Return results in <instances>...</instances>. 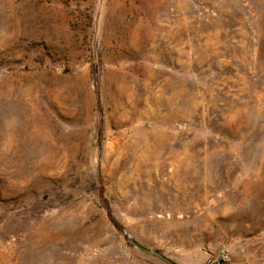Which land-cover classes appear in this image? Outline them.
<instances>
[{
    "label": "rangeland",
    "instance_id": "1",
    "mask_svg": "<svg viewBox=\"0 0 264 264\" xmlns=\"http://www.w3.org/2000/svg\"><path fill=\"white\" fill-rule=\"evenodd\" d=\"M130 237L264 264V0H0V264Z\"/></svg>",
    "mask_w": 264,
    "mask_h": 264
},
{
    "label": "water",
    "instance_id": "2",
    "mask_svg": "<svg viewBox=\"0 0 264 264\" xmlns=\"http://www.w3.org/2000/svg\"><path fill=\"white\" fill-rule=\"evenodd\" d=\"M131 243L136 246L137 248H139L140 250L148 253V254H151V255H155V256H158L160 257L161 259L169 262L170 264H177L175 263L174 261H172L171 259L167 258L163 253H161L160 251H157V250H154V249H151V248H148L146 246H144L143 244H141L139 241H137L135 238L133 237H130L129 238Z\"/></svg>",
    "mask_w": 264,
    "mask_h": 264
},
{
    "label": "trees",
    "instance_id": "3",
    "mask_svg": "<svg viewBox=\"0 0 264 264\" xmlns=\"http://www.w3.org/2000/svg\"><path fill=\"white\" fill-rule=\"evenodd\" d=\"M98 81H99V79L97 80V86H99V82Z\"/></svg>",
    "mask_w": 264,
    "mask_h": 264
}]
</instances>
